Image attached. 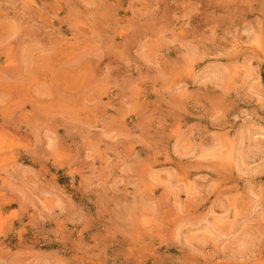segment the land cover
Instances as JSON below:
<instances>
[{
	"label": "rangeland",
	"instance_id": "1",
	"mask_svg": "<svg viewBox=\"0 0 264 264\" xmlns=\"http://www.w3.org/2000/svg\"><path fill=\"white\" fill-rule=\"evenodd\" d=\"M0 68V264H264V0H0Z\"/></svg>",
	"mask_w": 264,
	"mask_h": 264
},
{
	"label": "bare ground",
	"instance_id": "2",
	"mask_svg": "<svg viewBox=\"0 0 264 264\" xmlns=\"http://www.w3.org/2000/svg\"><path fill=\"white\" fill-rule=\"evenodd\" d=\"M88 1V0H87ZM94 7V6H93ZM92 7V8H93ZM60 10V9H59ZM97 10V9H96ZM99 10V9H98ZM108 10V9H107ZM91 13V12H90ZM102 13V12H101ZM89 14V13H88ZM98 17H100V15L98 16ZM27 18V17H26ZM92 18H94V17H92ZM21 19V18H20ZM148 20V19H147ZM134 21V20H133ZM94 22V21H93ZM139 22V21H138ZM17 23V22H16ZM80 23H82V21L80 22ZM89 23V22H88ZM97 24V23H96ZM102 24V23H101ZM132 24V23H131ZM30 25V24H29ZM87 25V24H86ZM19 26V25H18ZM99 26V25H98ZM102 25H100V27H101ZM81 27V26H80ZM94 27V26H93ZM148 28V27H147ZM18 29V28H17ZM77 29H79L78 27H77ZM88 29V28H87ZM108 29V28H107ZM68 30V29H67ZM106 30V29H105ZM124 30H126V29H124ZM130 30V29H129ZM92 31H94L95 32V30H92ZM92 31L90 32V34H92ZM112 31H114V30H112ZM79 32H81V31H79ZM130 32H132V31H130ZM129 32V33H130ZM134 32H137V31H134ZM88 33V32H87ZM95 33H97V32H95ZM107 33V32H106ZM105 33V34H106ZM112 33V32H111ZM121 33V32H120ZM128 33V34H129ZM82 34V33H81ZM85 34V33H84ZM122 34V33H121ZM125 34H127V33H125ZM125 34H124V36H125ZM131 34V33H130ZM129 34V35H130ZM32 35V34H31ZM37 35H38V33H37ZM120 35V34H119ZM137 35V34H136ZM94 36V35H93ZM80 37V36H79ZM114 37V36H113ZM126 37H127V35H126ZM153 37V36H152ZM151 37V38H152ZM30 38V37H29ZM31 38H32V36H31ZM131 38V37H130ZM149 39V38H148ZM156 39V38H155ZM33 40V39H32ZM75 40V39H74ZM102 40V39H101ZM105 40V39H104ZM150 40H152V39H150ZM67 41V40H66ZM128 41V40H127ZM32 42V41H31ZM36 42V41H35ZM54 42V41H53ZM130 42H132V41H130ZM152 42V41H151ZM23 43V42H22ZM37 43V42H36ZM36 43H35V45H36ZM56 43V42H55ZM91 43V42H90ZM100 43V42H99ZM112 43V42H111ZM29 44V43H28ZM51 44H53V43H51ZM92 44V43H91ZM105 44V43H104ZM118 44V43H117ZM121 44V43H120ZM32 45V44H31ZM108 45V44H107ZM111 45V44H110ZM109 45V46H110ZM37 46V45H36ZM96 46V45H95ZM113 46V45H112ZM115 46V45H114ZM23 47V46H22ZM27 47V46H26ZM105 47H106V45H105ZM142 47V46H141ZM30 48V47H29ZM107 48H108V46H107ZM110 48L112 49V47L110 46ZM116 48H118L117 46H116ZM38 49V48H37ZM67 49H69V48H67ZM104 49V48H103ZM106 49V48H105ZM114 49V48H113ZM112 49V50H113ZM101 50V49H100ZM43 51V50H42ZM66 51H68V50H66ZM95 51V50H94ZM108 51H110V50H108ZM14 52V51H13ZM69 52V51H68ZM12 53V52H11ZM24 53V52H23ZM74 53H76V52H74ZM46 54V53H45ZM55 54V53H54ZM53 54V55H54ZM59 54V53H58ZM66 54H68V53H66ZM97 54V53H96ZM95 54V55H96ZM120 54V53H119ZM7 55V54H6ZM16 55V54H15ZM84 55V54H83ZM113 55V54H112ZM10 56V55H9ZM79 56V55H78ZM90 56V55H89ZM88 56V57H89ZM97 56H98V54H97ZM14 57V56H13ZM40 57V56H39ZM75 57V56H74ZM77 57V56H76ZM91 57V56H90ZM9 58V57H8ZM16 58V57H15ZM70 58V60L68 59V61H70V62H72L73 60L71 59V57H69ZM93 58V57H92ZM10 59V58H9ZM52 59V58H51ZM60 59V58H59ZM126 59V58H125ZM21 60V59H20ZM50 60V59H49ZM64 60H66V59H64ZM107 60V59H106ZM126 60H128V59H126ZM30 61V60H29ZM51 61V60H50ZM67 61V60H66ZM78 61V60H77ZM88 61V60H87ZM100 61V60H99ZM22 62V61H21ZM63 62V61H62ZM65 62V61H64ZM60 63V62H59ZM58 63V64H59ZM69 63V62H68ZM74 63V62H73ZM64 64V66H65V63H63ZM101 64V63H100ZM96 65V64H95ZM48 67V66H47ZM76 67H77V65L75 66V69H76ZM80 67V66H79ZM2 68V67H1ZM0 68V69H1ZM11 68V67H10ZM14 68V67H13ZM67 68V67H66ZM78 68V67H77ZM135 68V67H134ZM5 69V68H4ZM52 69V68H51ZM68 69V68H67ZM72 69V68H71ZM12 70V69H11ZM27 70V69H26ZM57 69L55 68V71H56ZM92 69L90 68V71H91ZM48 71V70H47ZM53 71H54V68H53ZM83 71V70H82ZM89 71V72H90ZM98 71H99V69H98ZM134 71V70H133ZM0 72H1V70H0ZM58 72H59V70H58ZM93 72V71H92ZM108 72V71H107ZM1 73H3V72H1ZM79 74L81 73L82 74V72H78ZM102 73V72H101ZM65 74V73H64ZM80 74V75H81ZM91 74V73H90ZM2 75V74H1ZM107 75V74H106ZM7 76V75H6ZM94 76H95V74H94ZM59 77V76H58ZM91 77H93V76H91ZM97 77V76H96ZM3 78V77H2ZM6 78V77H5ZM7 78H9V77H7ZM51 79H54L53 81L55 82V78H54V76H53V78L52 77H50ZM16 79V78H15ZM22 79V78H21ZM63 79V78H62ZM89 80V79H88ZM87 80V81H88ZM63 81V80H62ZM90 81V80H89ZM106 81V80H105ZM11 82V81H10ZM58 82V81H57ZM108 82V81H107ZM14 83V82H13ZM64 83V82H63ZM91 83V82H90ZM51 84H52V82H51ZM60 84V83H59ZM84 84V83H83ZM71 85V84H70ZM68 86V85H67ZM85 87V86H84ZM60 88V87H59ZM62 88H63V86H62ZM62 88H61V90H62ZM72 90V89H71ZM139 91V90H138ZM74 92V91H73ZM53 93V92H52ZM68 93V92H67ZM75 93V92H74ZM78 94H79V92H78ZM29 103V102H28ZM33 104V103H32ZM17 107H18V104H17ZM33 107V106H32ZM14 164H15V162H14ZM60 164V163H59ZM3 170V169H2Z\"/></svg>",
	"mask_w": 264,
	"mask_h": 264
}]
</instances>
